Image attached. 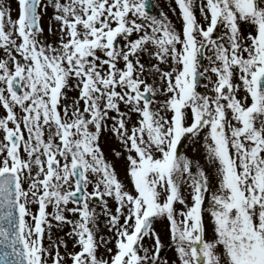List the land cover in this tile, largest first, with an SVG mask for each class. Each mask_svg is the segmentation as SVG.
Here are the masks:
<instances>
[{"label": "snow or ice", "instance_id": "6c2138e0", "mask_svg": "<svg viewBox=\"0 0 264 264\" xmlns=\"http://www.w3.org/2000/svg\"><path fill=\"white\" fill-rule=\"evenodd\" d=\"M13 2L0 264H264V0Z\"/></svg>", "mask_w": 264, "mask_h": 264}, {"label": "rangeland", "instance_id": "374dc122", "mask_svg": "<svg viewBox=\"0 0 264 264\" xmlns=\"http://www.w3.org/2000/svg\"><path fill=\"white\" fill-rule=\"evenodd\" d=\"M153 1H154L155 5H156L157 13L159 14V13L162 12V13L166 14L169 17V19L173 22V24L175 25L176 29L180 30L182 24H181L180 19H178V17H179V9L176 8L174 0H153ZM8 3L11 4V7H12V17H13V19H16V8H15V4H14L13 0H8ZM172 8H176L175 14H173ZM50 17H51V10H49L48 15L44 16L43 19H42V26L46 30H47V27H48V24H49ZM199 19H200V15H199ZM52 27L53 28L57 27V25H56V23L54 21L52 22ZM48 39L51 42L52 40L55 39V37L49 35ZM2 55H3V53L0 52V56H2ZM200 91H204V89L201 88ZM157 99L158 100H162L163 97H157ZM194 148L197 151H193ZM201 148H202V143H198V144L193 145L191 142L186 141L184 143L183 147H181L180 152L182 154L187 155L189 158L198 159V160H201V163H204V160L202 159L204 154H203L202 151H199ZM116 165H117V167H116L117 172L120 173L121 176H123V163L117 161ZM49 211H51V209H49ZM206 220H207V218H206ZM101 227L103 228L102 224H101ZM157 228H160V226L157 225ZM65 231H67V228H65L63 231L54 230V233H53L54 238H55L56 235L64 236V232ZM103 234L107 235L106 229L103 230ZM45 243H47V240L45 241ZM69 248H71V244H69ZM101 251H102V249H101ZM164 255L165 256H170L171 253L170 252H165Z\"/></svg>", "mask_w": 264, "mask_h": 264}, {"label": "water", "instance_id": "95a60500", "mask_svg": "<svg viewBox=\"0 0 264 264\" xmlns=\"http://www.w3.org/2000/svg\"><path fill=\"white\" fill-rule=\"evenodd\" d=\"M149 11H150L151 14L156 15V13H155L154 3H153L152 0H149ZM182 144H183V143H182Z\"/></svg>", "mask_w": 264, "mask_h": 264}, {"label": "flooded vegetation", "instance_id": "af4514ba", "mask_svg": "<svg viewBox=\"0 0 264 264\" xmlns=\"http://www.w3.org/2000/svg\"><path fill=\"white\" fill-rule=\"evenodd\" d=\"M196 15H197V18H198V20H199V12L197 11L196 12ZM182 27V26H181ZM220 31H223L222 29L220 30ZM217 35L219 34V33H216ZM206 63V62H205Z\"/></svg>", "mask_w": 264, "mask_h": 264}]
</instances>
